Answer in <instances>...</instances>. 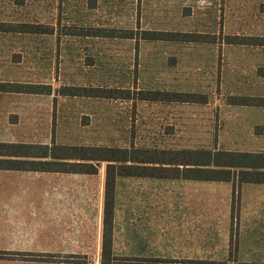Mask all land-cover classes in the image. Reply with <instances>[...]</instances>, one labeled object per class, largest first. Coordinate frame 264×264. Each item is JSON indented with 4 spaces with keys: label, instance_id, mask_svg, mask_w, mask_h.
I'll return each instance as SVG.
<instances>
[{
    "label": "crops",
    "instance_id": "1",
    "mask_svg": "<svg viewBox=\"0 0 264 264\" xmlns=\"http://www.w3.org/2000/svg\"><path fill=\"white\" fill-rule=\"evenodd\" d=\"M250 5L259 19H254L248 34H241L248 36L226 32L219 40L220 32L205 28L199 32L198 41L187 39L199 43L200 52L173 53L159 65L160 71L179 73L176 77L187 72L185 84L191 86L190 64L185 62L199 60L198 99L179 100L168 95L195 94L196 90L186 87L152 88L150 99L119 102L33 100L42 94L52 95L53 88L32 83L25 85H45L50 90L2 87L0 142L51 149L42 156L33 155L38 151L35 149L29 154L19 150L23 155L10 151L0 154V160L18 165L0 167V264H100L107 170L114 166L115 171L118 165L122 173L113 176V202L107 208L112 211L113 257L160 260L154 252L160 247L157 222L163 217L161 205L170 206L163 207L168 213L175 211L174 202L187 200L182 199L185 196L176 198L178 192L171 199H161L165 194L161 195L158 188L172 182L186 188L188 181L230 185L227 215L232 230L242 222L241 233L248 232L245 236L251 237V244L264 254V44L258 41L264 37V0ZM242 37L254 40L245 43L240 41ZM243 46H247V52L243 48L236 51ZM149 59L156 60L154 56ZM223 76L229 78L225 81L229 92L225 99L220 90ZM213 78L214 87L208 88ZM164 83L170 85L172 81ZM128 123H134L137 132L132 134ZM149 123L153 134L162 136L163 141L156 146L131 141L104 146L81 142L80 136H142L137 135L143 130L139 124ZM190 136H200V145L187 146ZM174 142L180 145L174 146ZM80 147L120 148L126 159H95L91 157L95 152L77 149ZM197 150L199 155H192ZM104 154L109 155L106 151ZM197 157L200 165L194 164ZM74 163L91 167L84 172L70 171ZM193 168H199V172ZM187 173L197 176L187 177ZM206 193L212 198L220 195L218 188ZM202 203L207 205L208 200ZM237 238L232 231L229 249L232 245L233 250L238 249L234 248ZM32 255L41 258H28ZM172 261L168 263L187 264L179 259ZM253 263L264 264V257Z\"/></svg>",
    "mask_w": 264,
    "mask_h": 264
},
{
    "label": "rangeland",
    "instance_id": "2",
    "mask_svg": "<svg viewBox=\"0 0 264 264\" xmlns=\"http://www.w3.org/2000/svg\"><path fill=\"white\" fill-rule=\"evenodd\" d=\"M253 1L256 0H0V26L6 29L0 31V84L15 89H23L16 85L27 83L48 84L53 88L52 95L42 94L32 97L33 100L133 101L145 96L150 99L153 95L143 93L160 87L192 88L198 99L199 60L185 62L190 64L191 86L185 84L187 72L176 77L179 73L160 71L159 65L165 64L163 58L173 53L200 52L199 43L187 39L198 41L199 32L205 28L220 32L219 40L226 32L237 31L240 36H248L241 34H248L250 25L255 24L252 23L254 19H259L250 5ZM20 24H36L42 32L20 31L24 29L19 27ZM96 28L133 37L87 35ZM148 30L188 34L187 37H168L171 39L141 38L142 32ZM242 48L247 52V46L238 47L236 51ZM152 56L156 60L149 59ZM165 80L172 83L168 85ZM214 80L211 79L208 88L214 87ZM225 81L229 78L223 76L220 89L223 99L229 93ZM67 86L103 88L104 93L112 97L60 94ZM117 89L123 91L119 93ZM127 96L129 99L125 98ZM128 124L132 134L137 132L134 123ZM139 125L143 130L137 135L142 136H80L81 142L104 146L127 145L131 141L156 146L163 141L162 136L153 134L150 123ZM198 137L190 136L187 146L200 145ZM56 139L61 140L62 136H56ZM173 145L180 144L174 142ZM217 188L219 196L207 197L206 191L213 192ZM158 191L165 194L161 199H171L178 192L176 198L185 196L182 199L187 200L186 203L174 202L175 211L168 213L163 207L170 206L161 205L163 217L157 222L160 247L154 252L158 259L166 263L179 259L187 264H258L253 262L264 257L263 252L251 244L252 238L245 236L248 232L241 233L242 222L232 230L227 215L230 185L188 181L185 188L172 182L162 184ZM205 200H208L207 205L202 203ZM232 231L234 237H239L234 245L238 249L234 250L233 245L229 249Z\"/></svg>",
    "mask_w": 264,
    "mask_h": 264
},
{
    "label": "trees",
    "instance_id": "3",
    "mask_svg": "<svg viewBox=\"0 0 264 264\" xmlns=\"http://www.w3.org/2000/svg\"><path fill=\"white\" fill-rule=\"evenodd\" d=\"M36 25V24H35ZM32 24H20L19 27H24L23 30L20 31H24V32H31V33H40L42 32L39 28L40 26H35ZM2 26H0V30H6L1 28ZM46 32V31H44ZM43 32V33H44ZM114 31L111 30H106L104 28H96L95 30H93V32H90L87 35H94V36H105V37H129L132 38L133 36H131V34L129 35H125V36H119V35H114L112 34ZM188 33H179L177 34V32H159V31H143L142 32V37L143 39H171L168 37H174L176 35H181V36H185L187 37ZM258 39V38H257ZM249 40H254L253 38H247V37H242L240 38V41L247 43V41ZM258 41H260L261 44H264V37L258 39ZM23 84H18L16 85L17 87H24L22 88H17L18 91H22L25 90V87L27 88V91L32 90V92H38L39 88H44L47 87L49 90L50 88L48 86H40V85H25V86H20ZM6 86V84H0V90H2V87ZM65 89L63 90V94L65 95H86V96H98V97H109L110 95H107L104 93V91H106L103 88H87V87H64ZM111 91V90H108ZM117 91H119V93L123 90H119L117 89ZM143 94H148V95H153V93L151 91L143 93ZM172 97H175V99H181V100H190V99H195V94L189 93V94H181V93H172V94H168ZM114 97H120V96H114ZM123 97V96H122ZM142 98H146L142 97ZM149 98V97H148ZM30 149H35L38 151H35L33 155L36 156H42L47 154L48 150L51 149L46 145H28V144H10V143H4V142H0V154H7V151H10L11 153H14L15 155H23L22 152H18L19 150H24L25 154H29ZM76 149V148H75ZM81 151H92L95 152L94 155H91V157L95 158V159H108V160H112V161H120V160H124L126 159V154L122 155L120 154V152H122V149L120 148H105V147H80L77 148ZM13 150H16V152H13ZM108 152L109 155H105L104 153ZM123 153H127L126 150L123 151ZM111 154V155H110ZM192 155H199V151H192ZM90 157V156H89ZM209 160H206V163H209ZM215 162V160H214ZM195 165H200V161L198 160L197 157V162L194 163ZM18 165L16 164V162L12 161V160H0V167L2 168H12V167H17ZM91 167V166H90ZM89 165L84 164V163H74L71 164L69 169L70 171H80V172H84V171H89L90 169ZM112 168V169H110ZM114 166H109V169L107 170V177H106V183H105V214H104V218H103V241H102V254H101V262L100 264H114V263H120V264H169L166 263L162 260H147V259H139V258H117V257H113L111 255V228H112V211H107L108 208V204H111L110 206H112V202H113V192H114V174H119L122 173L120 165H118L115 168V171L113 170ZM195 169L194 171L199 172V168H193ZM190 172V170H189ZM199 175V174H198ZM190 176H197L196 174H192V173H187V177ZM28 258L31 259H40L41 256H29ZM191 263V262H188Z\"/></svg>",
    "mask_w": 264,
    "mask_h": 264
}]
</instances>
